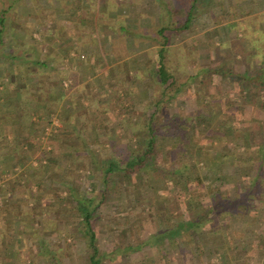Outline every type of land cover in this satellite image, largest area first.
<instances>
[{
    "label": "rangeland",
    "instance_id": "rangeland-1",
    "mask_svg": "<svg viewBox=\"0 0 264 264\" xmlns=\"http://www.w3.org/2000/svg\"><path fill=\"white\" fill-rule=\"evenodd\" d=\"M4 2L9 5L12 0ZM51 3L52 6L45 0H22L5 16V19H10L11 25L6 27V34L0 42V92L21 93L17 85H9L11 80L15 83L18 74L14 67L20 70L21 66L27 68L32 62L45 61L50 47L57 46L52 50L53 59L69 52V57L76 62L75 72L67 69L69 64L57 66L58 72H62L65 77L59 79L60 88L67 96L75 93L78 104L90 110L92 117L89 121L95 125L81 129V133L91 141L97 162L129 155L142 160L152 155L156 159L155 163L161 166L170 165L173 160L188 166L180 186L172 179L166 180V177L149 180L143 175L138 184L145 194L140 192L132 176L129 177L130 182L118 176L111 181L113 186L115 184L124 191L122 195L107 199L98 210L101 215L99 224L102 225L96 241L100 264H264V204L260 203L263 206L261 209L246 214L244 218L233 217L235 214L229 213L231 217L206 222L196 231L177 227L180 222L186 223L198 213L188 211L194 209L195 205L185 206L181 200L184 195L182 191L201 196L203 207L208 206L216 196L213 193H218L211 187L213 180L221 173L217 160L224 159L225 165L233 164L235 160H240L242 154L246 155L245 150L248 156L257 154L264 145L263 136L260 135V130H264V90H242L220 77H213L212 82L206 83L200 73L202 67H214L222 61L228 63L237 74L245 71L252 73L253 67L256 68L257 64L260 66V49L264 50V0H221L220 5L223 6L217 4L213 10L216 20L211 14H202L200 18L194 19L189 31L183 30L175 37L173 48L180 46L183 55L184 52L187 57L189 55L193 80L181 89L176 100L163 101L157 108L152 107V102L158 98L153 74L158 66L159 48L151 46V42H159L160 35L157 32L160 28L170 29L174 18L183 16L184 0H82V10L86 11L88 19L81 18L79 11L72 10L70 16L60 14L54 10L58 8L56 0ZM254 19L255 23L252 22ZM182 22L179 20L181 25ZM65 30L68 36L64 35ZM195 31L196 34H190ZM136 36L137 40L134 39ZM140 37L148 41L142 43ZM50 38L52 41L48 42ZM250 50L258 55H251L253 53H249ZM18 56H22L25 61L21 62ZM102 57L128 59L115 68L104 70L110 66H102L99 62ZM137 60L143 61V64L137 65ZM177 63H180L179 56ZM141 66H144V71ZM52 68L50 66L49 71ZM53 74L51 71L46 76L52 77ZM28 76L38 75L34 69H30ZM216 93L220 96L219 100H215ZM3 96H0V105L8 104L9 113L13 112V99L19 100L20 95L18 98L13 97V101L10 99L11 103L4 100ZM25 98L20 99H23L22 104ZM129 103H137V112L144 111L148 115L135 112L127 118L123 115V108ZM28 107L29 110L21 112H30V104ZM82 114L81 110L76 120L79 121V115ZM50 117L48 124L37 130L41 134V144L37 146L39 152L44 151L39 155L40 160L32 159L29 154L31 151L25 146L22 150L23 167L19 170L16 162H9V168L14 165L13 171L0 175V216L3 210L9 208L8 204L21 203L23 197L27 196L28 175H31L29 188L33 193L38 191L39 180L35 182L34 169L45 164L54 146L49 142L64 130L57 115L52 113ZM174 118L182 123L178 130L170 126ZM226 126H233L238 133L225 135L223 130ZM152 128L156 140L153 151L147 147L148 134ZM250 132L254 134L252 137ZM238 138L241 147L236 153L229 149H232ZM1 145L0 148H3ZM196 149L202 152L203 160L196 159ZM75 157L73 161L71 159V167L83 175L92 174L90 161L84 154ZM61 162L63 165L68 164L65 159ZM242 168L239 169L241 175L251 171L247 166ZM154 174L161 175L158 172ZM92 176L91 180L95 183L97 177ZM235 179L233 176L232 180ZM246 180L244 177L236 180L240 183L238 192L245 186ZM42 185L50 189L59 184L53 179ZM186 185H189L188 189ZM166 187L167 192L164 191ZM226 187V183L221 184L219 194L233 197L232 193H224L228 192ZM3 188L12 189L6 194V205L1 199L6 193ZM113 190L116 188L113 187ZM62 191L43 197L42 201L55 206L64 205L66 196L65 191ZM150 203L154 208H150ZM13 208L12 213H7L4 220L0 221V248L4 250L0 253V264H29L26 263L29 261L28 255L40 250L39 246L44 249L42 254L48 248L57 262L66 261L63 251L67 243L74 246V260L79 259L78 250L84 255L85 247L77 248L68 236L73 231L77 217H71L68 213L55 216L56 224L52 228L42 227L39 223L32 225V219L26 226L27 220L23 213L27 209L19 204ZM163 210L172 218L160 217L163 216ZM34 220L38 222L36 218ZM166 228H172L174 233L166 235ZM247 237L252 238L250 244ZM146 242L150 246L144 245ZM138 245L141 248L134 251L133 248ZM37 262L48 264L43 259H36L34 264Z\"/></svg>",
    "mask_w": 264,
    "mask_h": 264
},
{
    "label": "trees",
    "instance_id": "trees-1",
    "mask_svg": "<svg viewBox=\"0 0 264 264\" xmlns=\"http://www.w3.org/2000/svg\"><path fill=\"white\" fill-rule=\"evenodd\" d=\"M45 1L47 3H50L52 6V0ZM20 2L21 0H12L11 4L8 5L4 2V0H0V42L3 40L4 35L6 34V27L11 25L10 19H5V16L9 12L14 10ZM56 2V7L58 8H55L54 10H56V12H59L60 14L63 13L64 15L68 16L73 10L79 11L80 15L82 16L81 18H89L87 16L88 14L86 13V11L82 10V0H56ZM217 4L220 5L221 0H184L185 9L183 11V16L179 15V18L175 17L174 21L171 24L172 27L170 29L160 28L158 30L157 35H160V39H158L159 42H151V46L159 48V60L157 63L158 66L154 69L155 73L153 74L156 78L153 81V85L157 89L158 98L152 102V107L154 106L157 108L163 101L169 102L176 100L178 94L181 92V89L189 85V83H192L193 76L189 67V55L187 57L185 54L186 52H184L183 55L182 47L175 46V48H173L172 44L174 43L175 37H177V35H179V33L183 30L189 31L190 27L193 25L194 19L200 18L202 14H211L212 18L216 20V16L213 17V10L214 7L217 6ZM220 6H223V4ZM220 6H218V8ZM89 7H91V4L89 5ZM36 9H39V7L36 6ZM179 20H183L182 25L179 23ZM252 22L255 23L256 19H254ZM167 30L168 33L166 34ZM122 31H124V29ZM196 33V31L190 32V34L192 35ZM64 35L68 36L66 30L64 31ZM134 39L137 40V36L134 37ZM47 40H49L48 42H51L52 38ZM139 40L142 43L148 41V39H146L145 37H140ZM262 53L263 54L259 62L260 66L257 64L256 68L253 67L252 73H248L247 71H245V73L243 74H237L232 70L231 66L228 63H225L223 61L220 62L219 65L214 67H202L200 69V73L206 83L212 82L213 77H220L221 79L229 81L230 83L236 84L242 90H264L263 49ZM111 54L114 55L113 52ZM23 56L25 57V53L23 54ZM178 56L180 58V63H177ZM18 57L21 59V62L25 61L22 56ZM126 57H116V59L123 60ZM15 58L17 57H13V59ZM50 64V62L42 61L32 62V64L29 65V67L27 68L21 66V72L19 70L18 74H16V84H26L28 71L30 69H34L36 75H38L37 78L39 81V85L42 83V86L45 87L46 83L48 82L46 78V73L48 74L52 71L51 69L49 71ZM12 85L16 86L15 84ZM25 89L30 94V109L32 114L35 115L38 112V109L36 108V93L33 89H30L29 85L25 87ZM36 92H38V90ZM63 96L64 95L60 94L59 98H57V100L55 102L53 101L52 103L46 104V100H42L41 102L38 101L39 103L37 104V106H40L41 108H39L43 111H50L48 110V108L57 110L56 115L57 117H59L58 120L62 124V129H64L62 130V132H60L58 136H56L52 140V145L54 146L52 147V150L48 153V157L46 158L45 164L40 165L39 167L34 169L36 172L35 182L39 180V183L37 185L38 191L33 193L32 190L29 188L30 184L28 183H31L29 178L31 177V175H28L29 177L26 181L28 182L27 196L23 197L21 203L14 202L12 204H8L9 208L7 210H3V214L2 216H0V221L4 220V217L7 213H12V210L14 209L13 206L15 204H19L20 207L24 206L25 209H27V211L23 213L25 219L27 220L25 222L26 226H28L29 224L28 221L32 219V225L39 223V225H41L42 227L46 228L47 226H50V228H52L55 227L56 224V221L53 217L66 215V213H68L69 215H71V217H77L78 219L75 221L73 231H70L68 236L74 243H76L77 248L85 247L84 255L81 250H78L79 259L74 260V256L72 254L74 246L72 243H67V248L63 251V254H66H64L66 256V261L62 260V262H57L56 257L54 256V254H52L51 251L48 250V248L45 249V253L42 254V251L44 249L43 247L39 246L40 250L32 252L28 255L29 261L26 263L34 264L36 259L39 261L43 259L48 264H83V261L84 264H100L99 252L96 245V241L100 234V229L102 228V225L99 224L101 215L98 213V210L100 205L107 201V199L122 195V192L124 191L121 187H116L115 184L113 186L111 181H113L114 178L118 176L120 178L125 177L130 182L129 177L131 178L132 176V178H134L133 180L136 183V186L139 188L141 193V185L138 183L140 182V179L143 175L149 180L156 178L162 179L163 177H166V180L172 179L174 182H176L177 186H180L179 183L183 178L184 174H187L188 166L184 165L183 162L182 164L179 163L177 160H173L170 165L161 166L155 163L156 159L152 155H149L148 157H145V159L143 158L142 160H137L135 156L129 155L128 157L125 156L117 160L109 158L104 161L102 160L101 163L97 162L95 160L96 154L91 148V141L89 139H85V137L81 133V129H84L85 127L89 128L90 126L95 125L93 121H89V119H91L92 117L89 113L90 110L86 107L81 106V104H78V97L76 98L75 93L71 94L68 100H64ZM214 97L215 100L220 99L218 93H216ZM10 99L12 100L13 98ZM136 107L137 103L127 104L123 108V115H125L127 118L134 115L135 112L141 113L143 116L148 115L144 111L137 112ZM81 110L83 111V114L82 116L79 115L78 121V119L76 120V118L78 117V113H80ZM46 114L48 113L46 112L44 116H47ZM82 117H85V119H82ZM170 126L178 130L181 128L182 123L178 122V120H175L174 118L170 122ZM90 130L91 132L93 131V129ZM223 131L227 136H232L238 133V130L233 126H226ZM149 132L150 133L148 134L149 136L147 140V147L151 148V151H153L152 149L155 146L156 142L155 133H153V128L150 129ZM250 135L252 137V135H254L253 132H250ZM260 135L263 136L262 139L264 142V130H260ZM235 143L236 144L233 145L232 149L229 150L237 153L238 149L241 147L239 138L235 139ZM26 145L28 150H34V146L31 143L28 142L26 143ZM42 152L44 151H41V153ZM246 152L247 151L245 150V154L247 155ZM257 152V154H252L249 156L242 154L239 161L235 160L233 164H226L227 166L224 164V159L217 160V164L218 167H220L221 173L217 175V177L213 180L214 184L211 187L212 189L218 190V193L212 192L214 196H216L214 197L213 201L209 202L208 206L203 207L204 202L203 200H200L201 196L194 195L191 191H182L184 195L181 200L184 201L185 206L188 205L189 207H191L195 205L194 209L188 211H198V213H195V215H197L194 218L190 219V222L188 220L186 221V223L182 221L180 222V224L177 225V227L179 226L183 227L184 229H189L187 231H196L199 230L206 222L208 223L214 220H222L225 217H231L228 216L229 213L235 214V216L233 217L238 216L244 218L246 214L248 215L251 212L257 211L258 208L261 209L263 206L260 205L264 204V180H262V177L264 175V145H262L259 151ZM78 154H84L87 161H90L89 166L92 168V174H88V176H86L80 173V171L76 168L71 167V159L73 161L76 158L75 155ZM195 156L197 160H203V154L199 149L195 150ZM62 159L67 160L68 164L63 165L61 162ZM243 166L249 167L251 169L250 173L241 175L242 173L241 171H239V169H243ZM157 172L161 175L154 174ZM92 175L97 177L95 183H93L91 180L93 179ZM233 176L237 179L240 177H244L245 179H247L245 186L240 189L239 192L238 187L240 183L236 181L237 179L232 180ZM98 178H100L99 182H97ZM53 179L56 180L59 184L56 188L52 187L49 189L45 188V186L42 185L43 182H52ZM225 183L227 184L225 190H227L228 192L224 193L226 195L232 193L233 197H222L219 194L221 184ZM113 187H115L116 190H113ZM186 187L188 189L189 185H186ZM62 190L65 191L66 196V203L64 205L58 204L55 206V204L51 202L42 201L43 197H50L54 193L63 192ZM167 190V187L166 189L164 188V191L167 192ZM153 198H155V196H153ZM1 199L3 200V204L5 205V202L7 203L8 201L6 198V193L1 197ZM5 199L7 201H5ZM134 199L136 200V197ZM127 206L129 205L127 204ZM149 206L150 208H154L152 207L151 203L149 204ZM162 214L163 216L157 214L155 215H157V217H166V219L170 217L172 218V216H170L168 213H165L164 210ZM35 218L38 222H34ZM164 231L166 232V235H170L172 232L174 233V230L172 228H166V230ZM14 235L17 234L14 233ZM16 237L19 236L17 235ZM1 240L2 239L0 237V242ZM251 240V237H247L248 242ZM149 244V242H146L144 245L150 246ZM140 248L141 245H138L136 248L133 249H135L134 251H136ZM1 251L4 250H1L0 248V253ZM37 264L39 263L37 262Z\"/></svg>",
    "mask_w": 264,
    "mask_h": 264
},
{
    "label": "crops",
    "instance_id": "crops-1",
    "mask_svg": "<svg viewBox=\"0 0 264 264\" xmlns=\"http://www.w3.org/2000/svg\"><path fill=\"white\" fill-rule=\"evenodd\" d=\"M120 27L123 30L121 25H120ZM56 47H54V45H52V47H50L49 52H47V56L44 60H45V62H50L51 64L49 65V67L50 66L53 67L51 69L53 71V73L54 74L57 73L59 75L53 74L52 77L46 76L48 82L47 83L45 82L46 83L45 87L42 86V83L39 85V81H38L37 76H33V77L27 76L26 84H23V83H21V84L17 83L16 84V82L14 83V80L13 81L11 80V82H10L11 84H9L10 87L11 86L15 87L12 84L17 85L18 88L20 89L21 93L18 92L16 94L15 93L8 94V92H7V94H6L4 92H0V96L4 95L3 96L5 98L4 100H7L8 103H11L10 97L18 98L20 95L19 100L13 99L14 101H17V102H14L12 100L14 102V104L12 102V106L14 105V107L11 108L14 110L13 112L9 113L8 108H7L8 104L7 105H0V143L3 144V145H1V146H3V148H0V175L5 174V173H10V171H13L14 165L9 168V162H12V161L16 162V166H18L19 170L21 167H23L22 161L24 160V156H22L23 155L22 150L25 148V146L27 148L26 143H28V142L34 146V150L31 151V153H29L32 156V159L38 160V161L40 160L39 155L41 154V152H39L38 146L41 144L40 143L41 134L37 130L44 128L45 125L48 124L47 120H51L50 116H52V113H54L56 115L57 110H53L51 108H48V110H50V111H46V110L43 111L40 109L41 108L40 106H37V104L39 102H41L42 100H46V104L52 103L53 101L55 102L57 100V98H59L60 94L64 95L63 96L64 100H68L69 97L71 96V94L69 96H67L66 94H63L65 92H63V89L60 88L61 84H60L59 79L65 78V77H64L62 72H58L57 66L69 64V67H67V69L70 68V71L72 72V71H74L73 69H74L76 62L74 63L73 59H71L69 57V55H70L69 52L65 53L63 57L61 55H58V59H55V58L53 59L52 58V50L56 49ZM62 48H60V49H62ZM71 50L72 49L66 50V51H71ZM251 51H253V50H250V52H249V53H253L251 55H253V56L258 55L254 51L253 52H251ZM260 51H262V49H260ZM260 54L262 55L263 53L261 52ZM50 55H51V57H50ZM247 56L250 57V55H247ZM127 59L128 58L120 61L121 59L118 60V59H116V57H115V59L102 57V58H100L99 62L102 64L103 67L104 66H110L106 69H104L102 67L104 70H107L110 68H115L119 64H122V62L123 63L127 62ZM12 63H15V62L13 61ZM136 64L142 65L143 61L137 60ZM80 67H78V69H80ZM141 67H142L141 70L144 71L145 70L144 66H141ZM14 69H16L19 72V67L15 66ZM151 70H152V67H151ZM20 72H21V69H20ZM8 77L10 80L9 75H8ZM4 78H6V75ZM15 79H16V76H15ZM28 85H29L30 89H33L36 93L35 96L37 98V101L36 100L35 101H36V108L38 109V112L35 115L32 114L31 110H30V112L28 111L27 113L21 112L23 110L24 111H26L27 109L29 110L28 104L31 102L30 101V94L25 89V87H27ZM37 90H38V92H36ZM22 93H25V94L21 95ZM86 96H87V98L89 97V95H86ZM22 97H26L24 104H22L23 99L20 100ZM46 112L49 114V116H48V114H46L47 116H44V114ZM29 113H31V114H29ZM27 114H29V115L27 116ZM49 144H53V142H49ZM35 151L37 152L36 156H35ZM3 189H4L3 191L6 192V194H7V192L12 191V189H5V188H3ZM6 204L7 203L5 202V205Z\"/></svg>",
    "mask_w": 264,
    "mask_h": 264
}]
</instances>
